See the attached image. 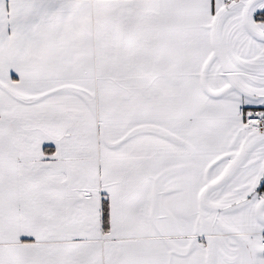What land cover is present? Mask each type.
I'll use <instances>...</instances> for the list:
<instances>
[{
	"label": "snow or ice",
	"instance_id": "snow-or-ice-1",
	"mask_svg": "<svg viewBox=\"0 0 264 264\" xmlns=\"http://www.w3.org/2000/svg\"><path fill=\"white\" fill-rule=\"evenodd\" d=\"M0 264H264V0H0Z\"/></svg>",
	"mask_w": 264,
	"mask_h": 264
}]
</instances>
